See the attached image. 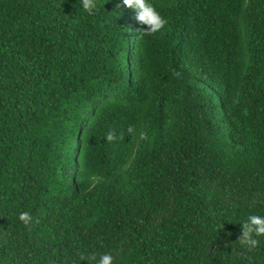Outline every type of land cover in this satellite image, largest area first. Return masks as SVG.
Masks as SVG:
<instances>
[{"label": "trees", "instance_id": "1", "mask_svg": "<svg viewBox=\"0 0 264 264\" xmlns=\"http://www.w3.org/2000/svg\"><path fill=\"white\" fill-rule=\"evenodd\" d=\"M151 2L0 0V264H264V0Z\"/></svg>", "mask_w": 264, "mask_h": 264}, {"label": "clouds", "instance_id": "2", "mask_svg": "<svg viewBox=\"0 0 264 264\" xmlns=\"http://www.w3.org/2000/svg\"><path fill=\"white\" fill-rule=\"evenodd\" d=\"M78 3L83 11L89 14L97 10L98 0H78ZM122 5L136 11V20L142 26V32L144 33H157L163 29L166 23L151 0H122ZM120 8L121 5L118 3L117 9L120 10ZM128 131L131 133L133 129L129 128ZM19 219L27 224L30 222L31 217L29 213H22ZM253 234L256 236L264 235V216L251 215L248 217L247 221L242 225L241 242L245 246L255 247L258 240L253 238ZM88 259L95 262V264H112L113 262V257L110 254L101 255L99 260H96L95 256H90Z\"/></svg>", "mask_w": 264, "mask_h": 264}]
</instances>
